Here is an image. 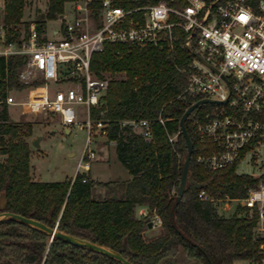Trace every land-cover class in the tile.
Instances as JSON below:
<instances>
[{
  "label": "trees",
  "instance_id": "trees-1",
  "mask_svg": "<svg viewBox=\"0 0 264 264\" xmlns=\"http://www.w3.org/2000/svg\"><path fill=\"white\" fill-rule=\"evenodd\" d=\"M72 1H48L46 14L35 25L39 37L45 35L46 22L63 15L64 5ZM25 5V0H4L1 24L6 45L22 42L19 26ZM99 7V0H94L95 19ZM25 33L29 36L28 28ZM25 60L20 55L0 56L1 97L25 88L19 81ZM189 63L179 42L171 51L128 50L124 45L105 43L103 51L94 55L93 72L109 80L100 110L105 111L103 119L110 121L107 139L115 142L117 160L131 176L125 182L102 184L84 173L61 182L32 180L26 140L32 135L31 125L19 128L11 122L8 108L1 107L0 156L5 160L0 162V193L5 191L6 207L0 213L56 227L62 234L118 252L131 264H178L168 260L179 253L193 264L261 263L264 235L256 231V215L247 218L243 209L222 215L212 204L198 200V190L188 185L173 211L187 149L182 135L171 144L167 134L178 132L181 117L192 105L193 99L182 95L186 88L182 70ZM97 114L93 112L94 117ZM131 119L152 122V141L119 128V121ZM185 128L193 144L188 173L192 180L210 194L243 197L244 187L252 180L236 175L235 167L207 173L196 163L204 149L197 145L190 118ZM98 188L106 190L104 198L97 194ZM141 207L147 209L146 217L136 216ZM154 216L161 221L162 235L146 241L144 229ZM50 240L49 235L21 222L0 221V264H121L61 239Z\"/></svg>",
  "mask_w": 264,
  "mask_h": 264
},
{
  "label": "built area",
  "instance_id": "built-area-1",
  "mask_svg": "<svg viewBox=\"0 0 264 264\" xmlns=\"http://www.w3.org/2000/svg\"><path fill=\"white\" fill-rule=\"evenodd\" d=\"M69 3L75 18L64 23L61 38L42 41L32 27L21 49L5 44L0 56L25 57L19 81L30 89L22 99L11 93L0 96V108H19L27 116H58L64 133L84 131L80 170L74 177L88 173L97 157L91 146L100 139L108 141L110 126L100 110L109 80L93 72L94 55L103 51L105 43L128 50L171 51L179 42L190 58L182 70L183 97L193 99L192 105L214 101L199 105L188 117L197 145L204 149L196 163L207 173L235 167L236 175L252 180L243 197L210 194L203 187L197 199L212 204L222 215L239 209L247 218L256 215V231L264 235V0H99L97 19L92 16L94 0ZM63 19L64 12L58 17ZM158 122L164 123L160 118ZM118 125L145 142L153 139L150 120H122ZM179 135L180 128L167 134L169 143ZM154 225L161 227L156 216ZM246 264H264V259Z\"/></svg>",
  "mask_w": 264,
  "mask_h": 264
},
{
  "label": "rangeland",
  "instance_id": "rangeland-1",
  "mask_svg": "<svg viewBox=\"0 0 264 264\" xmlns=\"http://www.w3.org/2000/svg\"><path fill=\"white\" fill-rule=\"evenodd\" d=\"M49 0H25V9L23 19L19 30L21 32V44L17 46V50L21 49L27 43L28 36L25 33L41 20L48 9ZM4 0H0V53L5 49V30L2 28ZM75 18L74 7L71 3L64 5V19L62 21L56 19L47 21L45 35L41 39L55 40L61 38L64 23H71ZM29 35V34H28ZM24 68H22V71ZM30 88H24L20 91L10 92L17 99H22L29 93ZM11 122L19 128L25 124H30L32 128L31 137L27 138L28 142L35 137H40L39 148H30V173L32 180L37 182H60L66 178L75 175L80 156L85 146L86 135L84 131L73 129L70 135L62 131L60 119L58 116H27L22 115L19 108H8ZM56 130L57 132H53ZM31 143V142H30ZM29 143V144H30ZM31 146V145H30ZM97 154L96 160L90 164V172L84 173L85 176L91 177L92 181L98 183H114L123 181L129 175L127 170L117 160L115 147L107 140L100 139L95 146H91ZM108 150L107 152H104ZM5 158H1L3 162ZM83 173V171H81ZM97 194L104 198L107 194L103 188L97 189ZM137 217H146L148 211L146 209L144 216L140 215V209H136ZM155 216L149 219L148 226L144 229L143 237L146 241L159 236L162 233L161 227L154 225ZM168 261H177L178 264H193L184 254L179 253L175 258ZM237 264H245L243 261Z\"/></svg>",
  "mask_w": 264,
  "mask_h": 264
},
{
  "label": "water",
  "instance_id": "water-1",
  "mask_svg": "<svg viewBox=\"0 0 264 264\" xmlns=\"http://www.w3.org/2000/svg\"><path fill=\"white\" fill-rule=\"evenodd\" d=\"M212 103H214V101L202 100V101H199V102L193 104L192 106H190L185 111V113L183 114V116L181 117V119L179 121V128L181 131V135H182V137L185 141V144H186L187 155H186V158H185V161L183 164L181 177H180V183H179V187H178V191H177V197H176L175 205L173 207V211H175L177 209V206H178L181 198L183 197V195L185 193V189H186L187 185L192 186L195 190H201L204 187L202 184H198L195 181H193L191 176L188 175L189 165H190L191 157H192V153H193V144H192V142H191V140H190V138L186 132L185 122L188 119L189 115L199 105H201V104H212ZM53 132H57V131L54 130ZM66 133L69 134L68 131H66ZM39 140H40V137H35L34 139H32L31 145L35 148H39L40 147ZM5 207H6V196H5V191H2L0 193V211H4ZM7 219H11V220L21 222V223H23V224H25L31 228H34V229H36V230H38V231H40L46 235H49L51 240H52V238H58V239H61V240L65 241L66 243H68L72 246L101 254V255L109 257V258H111V259H113V260H115L121 264H131L130 262L125 260L118 252H115V251L110 250L108 248L90 243V242L82 240V239H78V238L70 236V235L62 234V233L57 231L56 227L54 229H51V228L45 226L44 224L39 223L37 221H34L32 219H26L24 217L5 213V212L0 213V221L7 220ZM263 227H264V223H263Z\"/></svg>",
  "mask_w": 264,
  "mask_h": 264
},
{
  "label": "crops",
  "instance_id": "crops-1",
  "mask_svg": "<svg viewBox=\"0 0 264 264\" xmlns=\"http://www.w3.org/2000/svg\"><path fill=\"white\" fill-rule=\"evenodd\" d=\"M46 25H47V23H46ZM52 131H54V130H52ZM65 133H66V131H65ZM67 134V133H66ZM71 133H69L68 135H70ZM33 139V138H32ZM32 139L30 140V142L32 141ZM29 142V143H30ZM30 145H31V143H30ZM114 147H115V145H113ZM32 147V145L30 146V148ZM108 150H106V151H104V152H107ZM116 154V153H115ZM1 158H5L4 156H1ZM91 170V169H90ZM90 172V171H89ZM76 173V172H75ZM129 174V173H128ZM74 177V175L71 177V178H73ZM91 178V177H90ZM131 179V176H130V174L127 176V178H125L123 181H120V182H125V181H128V180H130ZM61 182V181H60ZM140 209V212H142V213H145V211H146V208H144V207H141V208H139ZM162 235V233L159 235V236H161ZM159 236H157V237H159ZM157 237H155V238H157ZM155 238H153V239H155ZM153 239H151V240H153ZM239 262H242V261H236L234 264H237V263H239ZM245 264H246V262L245 261H243Z\"/></svg>",
  "mask_w": 264,
  "mask_h": 264
}]
</instances>
